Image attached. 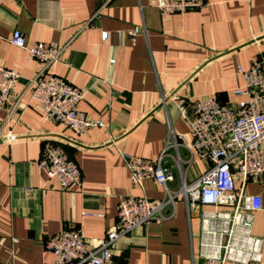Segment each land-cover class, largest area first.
<instances>
[{
    "label": "crops",
    "instance_id": "crops-1",
    "mask_svg": "<svg viewBox=\"0 0 264 264\" xmlns=\"http://www.w3.org/2000/svg\"><path fill=\"white\" fill-rule=\"evenodd\" d=\"M15 30L27 43H66L52 70L84 90L78 109L102 125L77 135L42 115L29 85L40 65L9 42ZM0 33V65L20 74L0 109V261L54 264L46 242L55 233L80 229L88 240L101 239L117 221L120 197L167 199L154 179L131 181L122 153L155 160L171 144L164 162L172 191L210 167L191 148L178 104L185 101L189 116L197 99L236 101L237 67L264 54V0H207L185 13H161L150 0H0ZM46 141L77 164L80 187L60 189L39 166ZM243 189L261 197L252 231L263 239L262 258L225 264H264V175L249 177ZM200 211L176 196L115 241L112 264H203Z\"/></svg>",
    "mask_w": 264,
    "mask_h": 264
},
{
    "label": "built area",
    "instance_id": "built-area-1",
    "mask_svg": "<svg viewBox=\"0 0 264 264\" xmlns=\"http://www.w3.org/2000/svg\"><path fill=\"white\" fill-rule=\"evenodd\" d=\"M161 13H185L203 8L207 0H150ZM108 38V32H102ZM3 37L0 33V43ZM9 42L26 51L28 59L39 63L29 81L32 97L42 115L60 122L77 135L89 131L101 121L91 120L78 109L84 90L56 75L52 67L61 61L66 43L37 41L27 43L21 31L15 30ZM242 82L232 93L233 103H221L215 96L178 104L180 116L188 121L191 148L210 162V167L192 183L172 191V169L164 162L171 144L155 159L122 153L131 181L142 186L152 178L164 186L166 200H152L145 195L123 196L117 203V221L104 238L88 240L80 229L55 233L46 245L55 256L54 264H112L113 245L122 235L146 225L161 213L176 196L197 203L200 211L198 257L203 264L248 263L262 258L263 239L253 234L254 213L261 209L258 194L244 192L249 177L264 175V54L248 67H237ZM19 72L0 65V109L12 93ZM7 140L13 139L8 134ZM38 164L49 178L57 180L62 190L82 185L81 172L64 148L51 141L43 145ZM237 179L240 187L236 186ZM0 264H9L1 262Z\"/></svg>",
    "mask_w": 264,
    "mask_h": 264
}]
</instances>
